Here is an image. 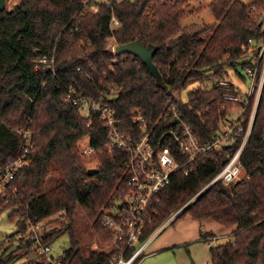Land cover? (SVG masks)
I'll use <instances>...</instances> for the list:
<instances>
[{
    "label": "trees",
    "instance_id": "obj_1",
    "mask_svg": "<svg viewBox=\"0 0 264 264\" xmlns=\"http://www.w3.org/2000/svg\"><path fill=\"white\" fill-rule=\"evenodd\" d=\"M190 1L20 0L14 9L0 10V180L6 165L22 153L20 130L30 127L34 143L31 163L21 169L7 195H0V215L11 208V217H19L15 234L28 221L38 223L62 213L65 227L42 235L51 244L67 232L70 247L63 256L71 264H108L115 254L111 247L85 256L75 234V214L82 207L102 240H113L104 218L123 185L127 156L107 147L109 132L97 115H85L63 99L70 88L113 107L129 134L145 133L133 119L142 114L155 140L179 127L163 119L174 105L199 141L211 143L234 106L224 99L218 81L231 79L230 69L253 64L243 45L264 38V0H213L209 6L217 19L214 25L184 26ZM113 16L119 20L115 28ZM110 38L117 45L135 40L154 44L160 84L139 57L109 49ZM42 55L55 57L51 68H38ZM189 87L184 101L182 92ZM252 108L253 99L241 118L244 125ZM85 138L95 150L89 156L82 152ZM164 144L173 150L177 146L169 137ZM238 146L213 147L190 162L188 175L175 173L157 196L156 213L141 239L180 211L173 223L190 215L234 227L232 240L211 247V264H264V84L242 154L248 177L228 185L219 180L204 189ZM90 157L97 159L92 175ZM51 164L59 178L41 192ZM30 247V241L19 239L7 259L0 255V264L18 256L29 258L23 264H46Z\"/></svg>",
    "mask_w": 264,
    "mask_h": 264
},
{
    "label": "built area",
    "instance_id": "obj_2",
    "mask_svg": "<svg viewBox=\"0 0 264 264\" xmlns=\"http://www.w3.org/2000/svg\"><path fill=\"white\" fill-rule=\"evenodd\" d=\"M112 28L119 25V20L113 16ZM117 47V46H116ZM116 47L114 52H116ZM245 56L252 60V65L245 68V80H249L247 88L234 83L231 79L223 78L218 85L224 91V99L233 102L242 108L237 120L229 117L221 121L219 128L212 136L211 143L202 144L196 136L193 127L183 121L177 108L173 105L164 113V120H178L177 129L164 132L157 140L152 131H147L148 122L142 114L134 115L133 119L139 122L145 133L135 136L127 133L121 119L117 117L113 107L102 99H96L86 95L76 94L70 88L63 99L78 106L85 115H97L103 122V126L109 132L107 147L110 150L120 149L125 152L123 185L119 187L114 205L107 210L104 225L113 234L111 247L115 254L108 264H139L143 253L151 238L141 239L148 225L152 222V216L156 213L157 196L172 181L178 171L188 175L191 172L190 162L213 147H224L238 143V148L230 155L227 164L219 171L206 189L213 183L222 180L226 185L242 181L248 177L244 170L242 154L252 131L253 120L256 114L258 102L264 84V39H249L243 45ZM248 53V54H247ZM55 63V57L42 55L38 58V68H51ZM253 99V108L247 125L241 121L247 107ZM23 137L22 153L8 163L0 180V195H7V188L16 179L21 169L31 163L30 152L34 147L33 132L30 127L20 130ZM171 138L175 142L176 149L165 145L164 141ZM82 143V152L91 155L95 152L91 141ZM157 202V203H156ZM180 211L174 213L163 224L170 223ZM41 222L28 221L26 228L18 233V238L31 242V250L35 255L45 260L46 264H71L64 256L53 255L52 245L45 242L40 231ZM162 226V227H163ZM161 227V228H162ZM25 251V249H24ZM206 264H211L208 261Z\"/></svg>",
    "mask_w": 264,
    "mask_h": 264
},
{
    "label": "rangeland",
    "instance_id": "obj_3",
    "mask_svg": "<svg viewBox=\"0 0 264 264\" xmlns=\"http://www.w3.org/2000/svg\"><path fill=\"white\" fill-rule=\"evenodd\" d=\"M19 1L20 0H6V9H14ZM212 1L213 0H191L190 12L184 19L183 25H214L217 19L209 6ZM242 1L251 4L254 0ZM261 16L264 18V13H262ZM116 46L115 40L110 38L108 41V48L114 50ZM238 71L245 76V69L243 67H238ZM238 71L235 69L229 70L231 80L246 89L249 80H243ZM191 88L192 87H189L182 92V100H187V92ZM241 112L242 108L238 105H234L230 111L229 118L237 120ZM87 140L88 139L85 138L82 141L87 142ZM88 165L90 168L96 167L97 159L95 157L88 158ZM53 166L54 164H51L49 173L41 185V192L52 188L59 178V170L55 169ZM194 199L195 197L189 202H192ZM11 214L12 209L8 208L2 211L0 215V255L5 259L16 249L19 242L18 236L15 234L18 230L19 217H11ZM61 214L62 213L56 214L42 221L40 231L43 233L54 227L59 229L64 228L67 221L62 218ZM174 218L172 221L175 220ZM172 221L165 226L162 225L163 227L160 226L149 236L152 240L145 249L143 258L139 264H206L208 261H212V246L224 244L234 237V227L221 225L212 219L199 221L190 215H186L179 218L174 223ZM74 225L75 234L85 256H88L94 250L110 251L111 242L102 240L94 227L93 221L88 218L82 207L77 208ZM205 234L207 236H205ZM51 245L54 256H63L65 250L70 247L69 234L64 232L63 235L51 243ZM164 246H168L169 248ZM23 252L24 250H20L17 254L21 255ZM29 256L33 255L30 254ZM28 259L27 256H18L8 264H23Z\"/></svg>",
    "mask_w": 264,
    "mask_h": 264
},
{
    "label": "water",
    "instance_id": "obj_4",
    "mask_svg": "<svg viewBox=\"0 0 264 264\" xmlns=\"http://www.w3.org/2000/svg\"><path fill=\"white\" fill-rule=\"evenodd\" d=\"M6 0H0V10L5 9ZM157 51V48L154 44H144L139 40L131 41L125 44H119L116 47L117 54H126L131 53L136 57H139L142 62L147 66L150 73L156 78L157 84H160L161 74L160 71L154 62V55ZM178 120L175 121L177 123ZM229 145L224 146V149H227ZM89 174L92 175L97 172L96 168H90Z\"/></svg>",
    "mask_w": 264,
    "mask_h": 264
},
{
    "label": "crops",
    "instance_id": "obj_5",
    "mask_svg": "<svg viewBox=\"0 0 264 264\" xmlns=\"http://www.w3.org/2000/svg\"><path fill=\"white\" fill-rule=\"evenodd\" d=\"M151 240H152V238L150 239L149 243L151 242ZM148 245H149V244H148ZM147 247H148V246H147ZM164 247L169 248L168 246H164Z\"/></svg>",
    "mask_w": 264,
    "mask_h": 264
}]
</instances>
